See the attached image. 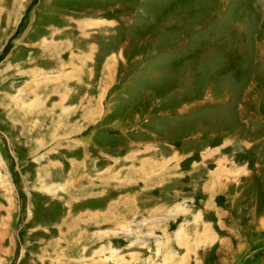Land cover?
<instances>
[{"label": "rangeland", "instance_id": "1", "mask_svg": "<svg viewBox=\"0 0 264 264\" xmlns=\"http://www.w3.org/2000/svg\"><path fill=\"white\" fill-rule=\"evenodd\" d=\"M1 6L0 264H264V0Z\"/></svg>", "mask_w": 264, "mask_h": 264}, {"label": "crops", "instance_id": "2", "mask_svg": "<svg viewBox=\"0 0 264 264\" xmlns=\"http://www.w3.org/2000/svg\"><path fill=\"white\" fill-rule=\"evenodd\" d=\"M2 0H0V4L1 5H4V6H8V8L7 9H10V6L11 5H13V3H15V2H17V0H4L3 1V3L1 2ZM13 2V3H12ZM0 5V6H1ZM2 7V6H1ZM82 21H84V20H82ZM90 21V20H89ZM6 22H7V20H6ZM6 22H4V23H6ZM84 23H85V21H84ZM7 24H8V22H7ZM28 32V31H27ZM9 52V51H8ZM12 52H11V50H10V53H9V55L11 54ZM105 64V63H104ZM103 64V65H104ZM107 64H105L104 66H106ZM110 67H112L113 66V64H111V65H109ZM106 68H107V66H106ZM69 74H70V72H69ZM67 75V77L69 76V77H71V75ZM69 77H68V79H69ZM56 85V87L54 86L53 88H52V90H53V92H52V94H54V95H60V91L58 90V88H57V86H61V84H59V83H57L56 82V79H51L50 81H43V82H41L40 83V85L42 86H48V85ZM57 88V90H58V93L56 94L55 92H54V90ZM39 103V104H41V107L43 106L44 107V104H45V101L43 100V99H40V98H37V99H35L34 101H32L31 103ZM30 103V104H31ZM84 103V102H83ZM82 103V104H83ZM41 107H39V109H34L33 107H31V106H28V110H27V112H29L30 110H36L37 112L38 111H40V110H42V108ZM46 108V107H45ZM47 109V108H46ZM45 115H48L47 113L45 114ZM72 140V139H71ZM222 168V167H221ZM212 178H213V176H212ZM145 181L147 182L148 181V178H145ZM202 201H203V197H202ZM208 208H204V206L202 205V208L201 209H199V210H197L196 212V214H192V217H194V219L195 220H193V222H195V224L197 225V227L199 228L200 227V225L201 224H203L204 222H208V223H210V227L212 228V230L215 232V223H217L218 221H219V219H217L218 217H216V218H211L212 220H214V221H212L206 214H207V210ZM205 215H206V218H205ZM214 222V223H213ZM180 225H181V227H180ZM180 225H178L177 226V224H175L174 225V230L176 231V233L174 234L173 233V235H172V238L170 239V241H173V240H177V234H178V232H177V230H178V228H179V230L181 229H185L186 228V226L183 228V224H180ZM213 225V226H212ZM195 226V225H194ZM194 226H193V228H194ZM178 227V228H177ZM176 228V229H175ZM196 228V227H195ZM218 234V233H217ZM180 241V240H179ZM181 243V246L184 248V249H188V246L185 244V242L184 241H180ZM195 253H197V251H194Z\"/></svg>", "mask_w": 264, "mask_h": 264}]
</instances>
